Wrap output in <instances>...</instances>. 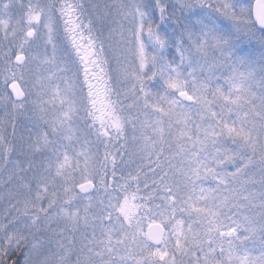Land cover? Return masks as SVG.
<instances>
[{
  "label": "snow or ice",
  "instance_id": "obj_1",
  "mask_svg": "<svg viewBox=\"0 0 264 264\" xmlns=\"http://www.w3.org/2000/svg\"><path fill=\"white\" fill-rule=\"evenodd\" d=\"M0 110V264H264V0H0Z\"/></svg>",
  "mask_w": 264,
  "mask_h": 264
},
{
  "label": "rangeland",
  "instance_id": "obj_2",
  "mask_svg": "<svg viewBox=\"0 0 264 264\" xmlns=\"http://www.w3.org/2000/svg\"><path fill=\"white\" fill-rule=\"evenodd\" d=\"M248 1H249V0H248ZM43 52H44V48H43V45H41L39 51H38V52H34L33 54H34V55H42ZM113 63H114V62H113ZM34 75H35V72L32 74V76H34ZM81 75H82V74H81ZM26 78H32V77H26ZM0 116H3V111H2V110H0ZM18 119H20V120H22V121H25V117H18ZM25 122H26V121H25ZM9 130H10V128H9Z\"/></svg>",
  "mask_w": 264,
  "mask_h": 264
},
{
  "label": "trees",
  "instance_id": "obj_3",
  "mask_svg": "<svg viewBox=\"0 0 264 264\" xmlns=\"http://www.w3.org/2000/svg\"><path fill=\"white\" fill-rule=\"evenodd\" d=\"M245 2L247 3V2H249L248 0H245Z\"/></svg>",
  "mask_w": 264,
  "mask_h": 264
}]
</instances>
